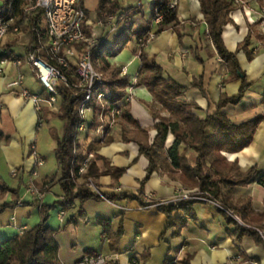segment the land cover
<instances>
[{"label":"crops","instance_id":"obj_1","mask_svg":"<svg viewBox=\"0 0 264 264\" xmlns=\"http://www.w3.org/2000/svg\"><path fill=\"white\" fill-rule=\"evenodd\" d=\"M235 3L236 7L230 13L232 22L224 26L222 36L228 50L235 52L251 32L248 49L254 57L250 59L247 52L241 50L237 58L252 87L238 104L229 103L222 111L235 124L260 116H263V120L249 146L239 152L223 153L229 161H237L242 171L253 166L264 171V40L260 39L264 33L261 14L264 8L260 7L258 0ZM120 5L126 11L139 8L147 21L154 4L152 0H120ZM177 14L182 23L156 36L147 45L146 53L150 60L162 67L166 79H173L186 86L185 99L199 105L200 110L197 112L205 117L216 112L222 95H237L242 80L228 73L226 64L210 41L209 26L204 20L200 0H179ZM99 16L98 13L95 19L90 16V20L97 34L104 35L103 27L95 29ZM138 24L139 22L136 25ZM128 25L125 20L121 24V30ZM29 40L30 34L25 26L22 33L12 34L7 41L4 39L2 46L24 57ZM138 53L139 42L133 40L118 55L108 58L110 64L126 68L130 84L135 82L134 95L121 103L124 107L128 105L131 120L120 118L109 136L110 143L96 150L102 158L98 161L101 170L112 167L123 168L124 172L118 179L111 174L101 175L97 182L106 195L126 192L134 194L135 189L140 187L144 192L153 194L156 199L172 200L181 188H197L185 186L181 173L178 170L172 171L168 166H159L146 179L150 160L140 153L138 142L130 140L133 131L139 127L148 132L149 143H153L157 135L155 124L159 121L153 114L154 110L160 109L159 104L145 85L137 84L141 67ZM21 73L26 76L25 88L42 95L45 92L26 61L20 66L8 65L0 72V204L13 201L11 190L2 195L3 186L15 189V182L20 187L21 179L29 178L28 185L24 181L19 192L24 204L9 206L0 212V240L20 234L21 230L32 228L41 220L39 207L32 204L34 194L28 189L32 169L39 158H43L45 164L35 183L39 184V188L43 184L49 188L43 202L48 205L56 204L63 195L60 177L47 169V158L39 143L45 121L39 127L40 113L36 111L34 103L8 86ZM161 114L168 116L165 111ZM94 138L91 134L81 138L80 147L84 153L90 151L92 143L96 141ZM174 140L175 135L170 132L164 147L166 154ZM55 143L54 154L56 140ZM13 168L20 169L21 175L13 177L12 184L8 178L12 177ZM119 187H122L121 192L117 190ZM223 189L230 192L235 202L250 197L254 210H264V185L258 181L232 189H228L226 185ZM142 201L137 196L117 201L119 206L127 208L123 210L102 197L90 198L83 204L85 216L66 224L60 219L59 204H56L49 213L48 224L55 231L61 262L74 264L85 255L101 254L115 260L117 264H253L254 261L262 264L264 245L258 243L253 236L246 235L241 240H236L230 235L229 230L233 229V224H229L227 219V215H230L215 204L196 202L195 220H190L182 210H175V218L187 220L178 229L170 225L165 212L155 207L143 208ZM102 203L105 205L102 206ZM76 211H70V216ZM99 218L111 220L109 232L113 235L111 241L114 246L106 238Z\"/></svg>","mask_w":264,"mask_h":264},{"label":"trees","instance_id":"obj_2","mask_svg":"<svg viewBox=\"0 0 264 264\" xmlns=\"http://www.w3.org/2000/svg\"><path fill=\"white\" fill-rule=\"evenodd\" d=\"M168 1L159 0L157 5L163 6ZM258 3L261 8H264V0H258ZM200 4L204 20L209 26L210 41L222 61L226 64L228 73L242 80L237 95L233 97L221 96L215 113L201 117L197 112L200 110V106L194 102L187 101L184 97L186 86L173 79H166L162 67L156 61L149 59L146 53L149 22L145 21L144 15L139 8L127 11L126 22L129 25L115 36L112 40V47L104 43L100 47L93 49L92 60L95 67L106 78L104 89L109 93L108 98L111 104L122 103L128 96L126 88L130 84V78L126 74H121L122 68L110 64L108 58L118 55L131 41L136 40L139 42L138 56L141 60V67L137 84L145 85L160 106L159 110L153 111L155 118L159 120L155 124L157 135L153 143H149L148 132L139 127L133 131V137L130 139L138 142L140 153L146 155L150 160L146 179L159 166H168L172 171L178 170L185 186L197 188L206 196L217 200L227 210L237 213L244 221L245 224H241L233 217L227 215L228 223L233 224V229L229 230L230 235L236 240H241L246 235L253 236L258 243L264 245V239L258 231L260 229L264 233V210H254L250 197L235 202L230 192L223 189L226 185L228 189H232L235 186L246 185L253 181H258L264 185V171H260L257 166L250 167L247 171H242L237 161H229L223 153L239 152L249 146L263 120V116H260L241 124H235L222 111V108L229 103L238 104L246 91L252 87V83L247 81L237 58V54L241 50L246 51L250 59L254 57V54L248 49L252 34L250 32L245 40L239 44L237 51H229L222 35L224 26L232 22L230 13L236 7L235 1L200 0ZM120 10H122L120 0H99L98 14L103 11L116 13ZM86 15L88 18L90 17L88 9H86ZM42 22L41 13H35L31 19V26H26L31 38L36 36L31 27L37 26ZM137 22H139L138 25H136ZM146 23L147 25L145 26ZM180 23L182 22L178 17L177 11L170 12L158 25L155 35L158 36L168 28H176ZM86 31L89 34L93 32L90 27H86ZM140 38L142 39L141 41H139ZM260 39L264 40V33L260 36ZM75 47L82 54L85 52L86 44H75ZM7 49L9 51L7 55L19 57L12 49ZM72 65L75 70V64L72 63ZM58 87L62 97L59 110L52 112L45 108L40 113V119L48 122L51 118L60 117L64 122V134L62 136L56 135L55 137L57 141L55 156L61 172L59 181L63 190L62 196L65 198L64 200H58L56 204H61L64 207L66 214L63 223L66 224L85 216L83 204L87 199L100 197L86 186L88 177H93L97 181L101 175L111 174L118 179L123 174L124 169L111 167L101 170L98 161L102 158L96 154L83 177V183L77 184L74 180L69 179L73 169L75 136L80 123L79 107L84 95L80 93L76 96V90L64 84H60ZM43 95H46L45 92ZM94 105L96 110L91 123L92 128L99 124L97 111L100 109V104L95 101ZM124 108V114L120 118L126 117L131 120L128 115V105ZM162 111L167 112L168 116H163L161 114ZM170 132L175 135V140L166 154L164 147ZM126 139L129 140V138ZM110 141L111 138H108L103 143L95 141L92 143L90 151H96L100 146L106 145ZM81 156L82 152H80ZM23 184L24 180L21 179L20 187ZM35 184L39 186V184ZM20 187L11 189L8 186H3L1 188L2 195L9 190L12 191L13 201L1 203L0 212L6 207L18 206L20 202ZM39 189L41 192L49 191L48 186L45 184ZM106 196L114 202L121 199L136 198L134 194L127 192L124 194H107ZM138 198L143 200L141 197ZM196 202L198 201L186 199L169 205H162L159 209L167 214L170 225L180 229L187 220L180 217L175 218L173 215L174 211L182 210L190 220H195L194 204ZM143 203L142 201V205ZM32 204L40 209V222L32 228L25 229L23 233L0 240V264H63L59 256L60 247L55 237V231L48 224L49 213L56 204L48 205L37 195L34 196ZM73 210L77 211L70 216L69 213ZM99 221L104 226L106 238L111 241L113 238L112 233L109 232L111 220L99 218ZM115 241L116 243L118 242L117 240ZM110 244L114 246L113 241ZM105 264H117V262L113 259H108Z\"/></svg>","mask_w":264,"mask_h":264},{"label":"built area","instance_id":"obj_3","mask_svg":"<svg viewBox=\"0 0 264 264\" xmlns=\"http://www.w3.org/2000/svg\"><path fill=\"white\" fill-rule=\"evenodd\" d=\"M4 6L0 8V72H3L8 65L20 66L23 61H26L32 68L37 80L43 86L46 95L31 92L24 87L26 79L25 74L21 73L18 77L9 82L8 86L18 92L22 97L31 100L37 112L41 113L45 108L50 111H58L62 102V97L59 91V85L64 84L73 87L75 95L83 93L84 97L79 107L80 123L75 136V144L73 149L74 158L72 160L73 169L69 179L75 183H83L84 175L87 173L91 160L97 154V151L83 152L80 147L82 137L89 134L93 135L96 141L105 142L115 128L118 119L124 114V106L121 103L111 104L109 93L104 89L106 78L94 65L92 60V50L107 43L111 34L121 30V24L126 20L127 11L120 10L116 13L103 11L96 19V25L104 28V35H98L94 30V26L86 15L84 0H2ZM115 1V0H110ZM159 0H152L153 10L147 18L149 22V32L147 44L155 37V31L158 25L162 22L165 16L177 11L179 0H169L165 5L158 6ZM242 2L243 0H234ZM37 12L41 13L43 22L37 26H32L35 38H31L27 43L26 55L12 57L7 55L8 49L2 46L4 38L10 34L22 33L25 26H31V19ZM264 19V10H261ZM86 27H90L93 32L89 34ZM142 39L140 38L139 41ZM85 43V52L80 54L75 44ZM73 64L76 69L74 70ZM125 67L122 68L121 74H126ZM73 77V78H72ZM134 83L129 84L126 90L128 92L127 99L134 95ZM95 101L100 104V109L97 111L99 124L91 127L93 116L95 113ZM43 124L40 119L39 127ZM34 155H36L35 146H33ZM80 152L82 156L80 157ZM45 160L39 158L32 169V179L29 183V191L43 200L47 192H41L35 184V180L40 175V170L44 166ZM11 175L18 178L21 171L18 168H13ZM86 186L94 193L106 201L117 205L101 191L97 181L93 177H88ZM119 192L122 187L117 188ZM134 195L143 199V208H159L162 205L180 202L182 200H196L215 204L221 210L225 211L230 216L236 218L240 223L241 219L234 214V211L227 210L217 200H214L198 189L181 188L175 194L172 200L156 199L153 194L144 192L140 187L136 188ZM61 196L59 200H64ZM34 200V198H33ZM24 201L20 200L18 205H22ZM123 210L127 208L119 206ZM65 209L59 204V216L64 222ZM24 230H21L23 233ZM262 238L264 233L258 229ZM110 259L101 254L85 255L81 260L74 264H105ZM264 264V260L261 261ZM253 264H260L254 261Z\"/></svg>","mask_w":264,"mask_h":264},{"label":"rangeland","instance_id":"obj_4","mask_svg":"<svg viewBox=\"0 0 264 264\" xmlns=\"http://www.w3.org/2000/svg\"><path fill=\"white\" fill-rule=\"evenodd\" d=\"M97 4H98V0H84L85 8L89 10L90 16L94 19H95V16L97 14V12H96ZM2 6H4V1L0 0V7H2ZM98 28H99V26L96 25L95 29L97 30ZM120 31L121 30L111 34L109 37V39L111 38L110 41H112ZM12 34L13 33L8 34L4 38L5 41L9 40L12 37ZM110 41L107 43V46L112 47L113 43ZM63 134H64V122H63V120L60 117H54V118H51L48 122L44 123V125L42 127V131L40 132V140H39V143H40V145L44 151V154L46 155V158H47V169H49V171L53 172V174H56L58 176V178L60 177L61 172L59 169L57 159H56L55 154H54V147L56 144L55 143V140H56L55 137H56V135L62 136ZM8 179H9L10 183L11 182H12V184L14 183L13 177L10 176V178H8ZM24 181L26 183H28L29 178L28 177L24 178ZM15 184H16V188H18L19 187L18 183L15 182ZM19 192H20V188H19ZM101 205L104 206L105 204L102 203ZM92 213H94V212H92ZM234 214L240 218V216L237 213L234 212ZM90 216H93V214H90ZM234 219L237 220L236 218H234ZM241 221H242L241 224H245L242 219H241Z\"/></svg>","mask_w":264,"mask_h":264}]
</instances>
